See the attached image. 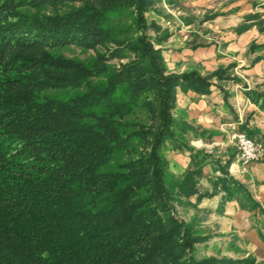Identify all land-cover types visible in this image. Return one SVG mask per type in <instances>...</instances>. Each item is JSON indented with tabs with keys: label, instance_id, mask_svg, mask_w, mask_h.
Wrapping results in <instances>:
<instances>
[{
	"label": "trees",
	"instance_id": "obj_1",
	"mask_svg": "<svg viewBox=\"0 0 264 264\" xmlns=\"http://www.w3.org/2000/svg\"><path fill=\"white\" fill-rule=\"evenodd\" d=\"M153 3L0 0V264H262L197 260L191 228L173 216L172 203L196 194L202 176L201 165L168 173L177 91L205 94L229 77L223 67L169 72L148 35L158 30L146 17ZM122 17L132 18L134 37L112 27ZM71 44L95 53L58 52ZM262 49L250 45L252 64ZM126 51L133 57L112 65ZM250 95L264 107V91ZM222 172L223 200L258 209Z\"/></svg>",
	"mask_w": 264,
	"mask_h": 264
},
{
	"label": "crops",
	"instance_id": "obj_2",
	"mask_svg": "<svg viewBox=\"0 0 264 264\" xmlns=\"http://www.w3.org/2000/svg\"><path fill=\"white\" fill-rule=\"evenodd\" d=\"M178 1L185 6H193L198 12L203 9L218 11L219 15L210 21L224 18L225 28L230 34L228 39H234L228 43V49H245L246 60L239 59L233 63L242 72L240 75L222 80L214 78L208 93L177 91V145L168 143L164 150L168 173L179 177L188 169L201 165L198 192L189 201L195 206L192 208L193 219L205 227L202 236L212 239L214 245L228 246L233 257L253 256L264 264V161L242 165L232 139L235 132L245 131L264 142V107H260L250 95L252 91H264L261 85L264 82V57L252 64L253 55L247 53L253 41L264 45V24L260 25L259 21L245 26L243 22L253 14H257L258 20H264V0ZM235 18L237 20L233 22ZM181 31L180 28L178 32ZM199 49H208V56L215 55V47L185 48L175 59L176 62L183 60L181 70L187 64H206L202 59L205 53H195ZM258 54L264 56V49ZM212 61L211 58L208 63ZM169 68L175 69L170 65ZM196 151H200L198 157ZM200 158L203 159L201 164ZM222 169L246 187L259 204L258 209H242L236 199L223 200L225 193L217 184L223 176Z\"/></svg>",
	"mask_w": 264,
	"mask_h": 264
},
{
	"label": "rangeland",
	"instance_id": "obj_3",
	"mask_svg": "<svg viewBox=\"0 0 264 264\" xmlns=\"http://www.w3.org/2000/svg\"><path fill=\"white\" fill-rule=\"evenodd\" d=\"M72 3L75 5L80 4L79 1H74ZM58 7L62 8V6L60 5ZM44 8L45 10L50 11L52 9V5H48L47 7ZM218 15H219L218 11L214 12L211 9H203V10H199L198 12L195 10L193 6L190 5L185 6L182 2L178 0H154L153 6L146 13V17L148 19V22L156 23L158 30H156V28L154 29L151 27L148 30V35L151 37L156 48L162 49L164 59L169 72L181 73L191 68H197L198 70H200L202 74H206L208 72L215 71L220 67H223L228 70L227 74L229 78L227 79H230L231 75L237 76L240 75V73H242L238 67L237 68L235 67L236 65H234L233 63H235V61L239 59L246 60V53H245L246 50L240 49L236 51L234 50V48L228 49V43L233 41L234 39L233 40L228 39L230 37V34L227 33L228 28H225V22H223L224 18L217 20V22L210 21L215 19ZM236 20H237L236 18L233 19V22H236ZM244 20L245 21L243 22H245V26L257 24L259 21H260V25L264 24V20L262 21L258 20L257 14L250 15ZM205 22L207 24H204ZM131 23H132L131 17L117 18L112 21V27L115 28L119 37L131 38L136 35L135 28H130ZM208 25L211 26L208 27ZM215 26H217V28ZM180 28L182 29V31L178 32ZM166 33L169 34V37L163 40L161 44L157 43L156 39H158L162 35H165ZM235 35L236 34H234L233 36ZM252 43L258 44L255 41H253ZM110 45L114 46L112 43H110ZM200 45L204 47L206 46L207 48L211 47V49L212 47H215V51H214L215 55L208 56V52H209L208 49L207 50L199 49L195 51V53H199V52H201L202 54L205 53V56H202V59L206 61V64L205 65L187 64L181 70L180 64L181 62H183V60H180V62H176L175 60L176 58L180 57L178 53H181L185 48H193L195 50V48H197ZM58 52H61L69 57H76L80 59H86L87 57L95 53L93 49L85 51L83 50L82 47L76 44H71L59 48ZM248 52H249V48L247 50V53ZM251 55H253V57L256 56V54H251ZM173 56H174V60H173ZM131 57H133V55L129 51H126L125 55H122L119 58L114 59L113 61H111V63L112 65H118L120 62H127ZM211 58L213 59L212 63H208L211 60ZM168 63L170 66H172L175 69H170ZM172 63H176V64H172ZM261 85L264 86V82ZM47 92L49 94L55 93L62 96L70 95L69 90L60 91L56 89H50L47 90ZM177 137H178L177 126H175L176 141L178 140ZM173 140L174 139H170V138L166 140L163 148V153L165 152L164 150L166 149V144L169 143L173 145L174 142ZM175 144L177 145V142ZM172 205L174 206V210L172 212L173 216L175 218L184 221V223L191 228V231L195 237L194 257L197 260L206 257H212L216 260L227 259L233 261L243 259L239 257H233L230 254L231 250L229 249L228 246L214 245L212 243L213 242L212 239L208 240L207 237L202 236L203 233L202 231L203 229H205V227L202 228V226H199V224L193 219L192 208L195 206L191 201H189V198L188 199L177 198L172 203Z\"/></svg>",
	"mask_w": 264,
	"mask_h": 264
},
{
	"label": "built area",
	"instance_id": "obj_4",
	"mask_svg": "<svg viewBox=\"0 0 264 264\" xmlns=\"http://www.w3.org/2000/svg\"><path fill=\"white\" fill-rule=\"evenodd\" d=\"M232 139L237 146L238 159L242 165L264 161V142L254 139L245 131L235 132Z\"/></svg>",
	"mask_w": 264,
	"mask_h": 264
}]
</instances>
